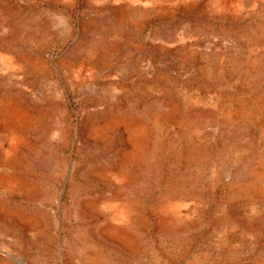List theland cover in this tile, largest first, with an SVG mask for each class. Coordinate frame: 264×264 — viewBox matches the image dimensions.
<instances>
[{"label":"rangeland","instance_id":"obj_1","mask_svg":"<svg viewBox=\"0 0 264 264\" xmlns=\"http://www.w3.org/2000/svg\"><path fill=\"white\" fill-rule=\"evenodd\" d=\"M0 264H264V0H0Z\"/></svg>","mask_w":264,"mask_h":264}]
</instances>
